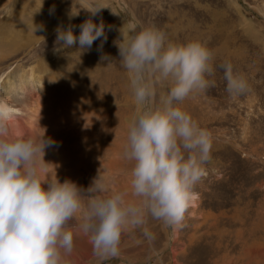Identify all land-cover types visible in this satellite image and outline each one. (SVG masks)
Listing matches in <instances>:
<instances>
[{
  "label": "rangeland",
  "instance_id": "1",
  "mask_svg": "<svg viewBox=\"0 0 264 264\" xmlns=\"http://www.w3.org/2000/svg\"><path fill=\"white\" fill-rule=\"evenodd\" d=\"M101 3L105 8L91 17L81 0H0V96L21 111L7 124L14 127L17 117L25 119L31 132L23 138L44 136L56 143L40 159L42 179L69 180L86 190L100 177L106 187L102 196L127 192L126 199L135 200L133 162L123 153L137 105L120 66L122 35L137 25H155L172 42L199 40L213 53L215 74L208 78L215 84L175 105L212 134L207 176L195 188L198 204L178 228L147 216L145 225L122 235L119 256L103 264H264V0ZM90 17L105 23L102 51L97 49L103 37L83 52L78 42L67 48L56 43L58 26L76 25L78 37V26ZM89 53L92 58H86ZM101 55L110 60L102 62ZM227 62L250 86L236 98L226 90L221 65ZM31 68L38 79L22 94L14 82ZM153 79L157 107L171 82ZM6 83H14V89ZM81 219L78 213L70 226ZM64 260L100 264L83 233L74 236L73 251Z\"/></svg>",
  "mask_w": 264,
  "mask_h": 264
},
{
  "label": "clouds",
  "instance_id": "2",
  "mask_svg": "<svg viewBox=\"0 0 264 264\" xmlns=\"http://www.w3.org/2000/svg\"><path fill=\"white\" fill-rule=\"evenodd\" d=\"M81 4L91 17L105 8L101 0H81ZM91 17L78 26V37L76 25L58 26L56 43L67 48L78 42L83 52L103 37L97 49L102 51L107 41L105 23L101 19L96 24ZM36 30L44 29L35 26ZM122 36L120 66L129 75L137 105L123 155L133 162L130 186L136 199H126L127 192L102 196L106 187L100 177L86 190L69 180L42 179L40 159L56 143L44 136L11 138L0 104V264H66L64 256L72 253L74 236L80 233L88 236L93 254L103 264L119 256L122 235L145 225L147 216L178 228L199 199L195 188L207 176L212 134L175 105L214 86L208 78L215 74L213 53L199 40L172 42L155 25H137ZM221 67L232 98L250 90L246 77L231 62ZM154 77L171 82L157 107H153ZM78 213L81 221L70 226ZM144 235L151 239L147 228Z\"/></svg>",
  "mask_w": 264,
  "mask_h": 264
},
{
  "label": "bare ground",
  "instance_id": "3",
  "mask_svg": "<svg viewBox=\"0 0 264 264\" xmlns=\"http://www.w3.org/2000/svg\"><path fill=\"white\" fill-rule=\"evenodd\" d=\"M88 57H90V58H92V54L91 53H89V56H87L86 58H88ZM35 78L36 79H38V77L37 76H35V71H34V68H31L29 71H25L24 73H22V74H20V75H18V77H17V79L15 80V85H17V86H21L20 87V90L23 92L22 94H24L25 93V91L27 90V87L32 83V82H34V80H35ZM14 83H6V85H7V89L9 90V91H11L12 89H14ZM32 100V99H31ZM38 101H40V97L36 94V102H38ZM0 104H2L3 106H4V111H5V114L7 115V117H8V119L7 120H9L11 117H16L15 116V113H18V112H21V111H19L18 109L17 110H15L13 107H12V105L9 103V101H8V99L7 98H2L1 96H0ZM32 117H35L34 115H32ZM32 119V118H31ZM21 120V118L19 119L18 117L16 118V120H15V126L14 127H12V126H9L8 124H7V126H8V130H9V135H10V137L11 138H16V136H18V137H24L26 134H29L30 132H31V127H29L30 125L28 124H23V123H25L24 121H25V119H24V121L23 122H21L20 121ZM26 122H28L27 120H26ZM8 123V122H7ZM33 127V126H32ZM198 201H196L193 205H192V207H196L197 206V203ZM191 209H193V208H191ZM195 209V208H194ZM189 211H192V210H189ZM195 212V211H194Z\"/></svg>",
  "mask_w": 264,
  "mask_h": 264
}]
</instances>
